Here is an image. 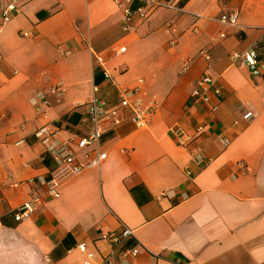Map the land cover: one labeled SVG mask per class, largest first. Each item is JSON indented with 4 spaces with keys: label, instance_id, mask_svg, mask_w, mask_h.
Returning <instances> with one entry per match:
<instances>
[{
    "label": "crops",
    "instance_id": "obj_1",
    "mask_svg": "<svg viewBox=\"0 0 264 264\" xmlns=\"http://www.w3.org/2000/svg\"><path fill=\"white\" fill-rule=\"evenodd\" d=\"M233 13L237 26L221 22ZM133 21L123 31L112 0H19L0 17V264H85L79 244L101 264L121 226L138 250L128 264H264V0H175ZM119 44L123 53L109 51ZM248 50L258 75L232 59ZM202 75L219 90L208 103L190 96ZM138 80L142 102L159 103L149 127L122 110L119 125L104 123L105 160L15 221L56 167L47 146L69 141L82 162L75 141L91 129L90 100L115 105ZM57 82L63 97L36 113L30 100ZM44 126L47 142L36 136ZM198 126L202 135L178 145L173 128Z\"/></svg>",
    "mask_w": 264,
    "mask_h": 264
},
{
    "label": "built area",
    "instance_id": "obj_2",
    "mask_svg": "<svg viewBox=\"0 0 264 264\" xmlns=\"http://www.w3.org/2000/svg\"><path fill=\"white\" fill-rule=\"evenodd\" d=\"M114 5L121 12L122 29L125 32H131L134 29V17L141 21H146L152 12L160 7H169L173 5L175 0H112ZM19 0H6L5 4L0 6V17L3 21H7L10 15L17 10ZM221 22L232 27L238 25V14L222 15ZM27 36V34H25ZM113 54H120L125 51V45H114L109 50ZM202 56L208 60L209 55L201 52ZM233 60H239V64L245 66L252 75H258L260 72L257 61V54L254 50L244 52H234ZM95 60L102 66L103 75L106 80H111L112 76L104 67V59L101 55H95ZM141 80L137 81V85L132 88H123L119 90V101L117 104L109 106L104 100L92 98L88 103V114L91 122V129L85 135L77 138L75 141L78 150H85L83 161H79L75 151L71 150L68 142H62L57 145H48L47 151L50 153L56 167L51 175L40 180L44 187L43 194H37L32 191L31 198L22 204L14 214L15 221H21L27 218L38 206V201H46L48 199L58 198L61 187L70 179L74 178L84 168L98 167L106 158V153L101 152L98 148L99 140L104 132V123L109 122L112 126H117L122 122L120 113L122 110H128L130 120L137 128H148L152 115L159 109V103L151 100L144 104L139 94V85ZM66 92L63 83L57 82L48 88L47 94H41L33 97L30 102L36 113L42 112V107L50 105V97L61 99ZM219 94L217 88L212 87V80L208 75H202L193 85L190 96L194 100L203 103L210 102V94ZM49 96V97H48ZM253 117L252 112L247 111L242 115V119L249 122ZM236 123V122H235ZM172 133L176 137V141L180 146H189L200 135L205 132L204 126H198L194 133H188L180 127H175ZM54 135V131L47 127H42L36 131V136L42 142H47ZM224 146L229 144L225 138L220 139ZM198 160L203 162L202 157ZM239 171L242 172L245 166L242 162H237ZM132 231L125 227L117 232H110L106 239L110 244L109 253L103 258L101 264H128L130 259L134 258L138 250L137 248L126 247V241L130 238ZM77 249L86 255L85 264H92L93 254L87 252L83 244H79Z\"/></svg>",
    "mask_w": 264,
    "mask_h": 264
}]
</instances>
